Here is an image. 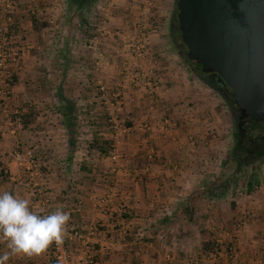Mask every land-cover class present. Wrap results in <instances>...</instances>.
<instances>
[{
    "label": "crops",
    "instance_id": "crops-1",
    "mask_svg": "<svg viewBox=\"0 0 264 264\" xmlns=\"http://www.w3.org/2000/svg\"><path fill=\"white\" fill-rule=\"evenodd\" d=\"M8 1L0 0V25H17L23 38L13 39L33 47L27 9L37 0H16L12 24ZM118 12L126 8L113 13L99 37L102 60L73 50L75 41L81 46L79 30L61 27L69 40L52 51V73L46 57L28 51L12 66L14 113L30 111L31 119L10 130L0 113V191L29 199L43 214L61 207L70 217L63 239L76 250L73 233L88 238L95 264H264V169L251 193L246 183L240 192H217L226 186L212 175L227 111L165 53L156 32L137 59L129 49L132 30ZM60 97L72 104L73 133ZM164 120L174 126L170 136L141 129ZM104 143L114 146L117 161L109 149L103 154ZM12 148L32 151L35 164L15 161ZM6 251L0 240V254ZM8 264H54L51 245L38 255L12 256Z\"/></svg>",
    "mask_w": 264,
    "mask_h": 264
},
{
    "label": "rangeland",
    "instance_id": "rangeland-1",
    "mask_svg": "<svg viewBox=\"0 0 264 264\" xmlns=\"http://www.w3.org/2000/svg\"><path fill=\"white\" fill-rule=\"evenodd\" d=\"M148 1L151 6L149 16L147 19H145L141 15V10L144 6L145 0H97L88 9H84L80 12L74 10L68 0H37L36 7L30 6L27 9L29 21L34 23L31 30V33L32 31L34 32L32 35L34 39V46L30 48H27V44L25 47L22 46V44H19L23 38V36H21L23 33H20L18 29H15L17 25L14 24L11 26L12 29L10 30H8L9 27H2L0 25V113H3L4 117L6 118L5 121H8L7 127L10 130L22 128L21 123L16 121L19 113H14V111H18V109L16 108L17 106H14L16 100L12 91V86L15 82L12 66L18 62L19 58L22 56V53H24V51H28L30 55H40L41 59L46 57L44 65H46V67L49 69V73H52V51H56V45L58 49L62 42L64 46L67 43V40L69 39L68 37H64V35H62L63 29L61 27H68V31L69 29L76 28L79 30L78 34H80L77 40L80 41L81 46L75 41L76 45L73 48V50H76L77 53H81L83 49H85V51L90 54H95V52L104 54L103 50H101L102 48L99 46L100 41H98L97 48L94 53L87 49V45L94 38L99 40V37L102 34L100 28L105 27L107 30L108 27L106 25L108 19L113 18V13L119 11V9L126 8V13L121 14L118 12V14L116 13L115 16L119 15L120 17L121 15L126 26H130L132 30L131 34H133V38L131 39L130 43H132L134 37H138L139 31L144 33L146 42L149 36L148 34H150L151 31L156 32L158 37L163 41L162 43L165 53L168 52L170 56L175 57L178 60L180 66L186 69V72L192 73L191 68L186 64L181 54L184 52L180 46L176 31V21L173 15L175 0H172V3L167 2L169 3L168 5L166 4V0ZM8 2L10 5V9L8 10L11 11V14L7 15V17L9 16L11 18V22L8 23L12 24V16L14 15L12 13L19 0L18 2L16 0H9ZM30 4L32 3L29 2L26 5ZM13 35H20L21 39L15 40L13 39ZM13 58L15 61L11 60ZM191 76H195L194 73H192ZM50 79L52 81V76ZM6 84H8V86H6ZM202 85L204 84L202 83ZM211 93L212 97L220 103L221 107H223V112L226 113V107L222 99L216 93ZM108 103L110 105L115 104V99H109ZM32 112L37 113L36 111ZM222 132L225 133L223 134L225 138H222L221 136V143L216 145L217 156L215 157L214 162L215 169L218 172L217 174H213L212 177L213 180L217 181V183L226 184L227 189L225 190V193L230 190L229 188H238L240 192V188L247 182L248 174L251 172V170L250 167H247L239 173H235V166L229 158L230 147L232 145L230 127L227 126V128H225V125L223 124ZM204 149L205 146L201 148V151L203 152ZM12 150H15L12 153L15 161L16 155H18V162H22L24 160V163L26 162L25 153L30 150H24L23 153H21L18 148H12ZM109 151H111V148H109ZM254 168L257 171L256 179L258 183H260L261 177L263 176H261V173L264 169V160L254 163ZM217 192L220 193V191ZM230 193H232L231 195H237L235 190L231 191Z\"/></svg>",
    "mask_w": 264,
    "mask_h": 264
},
{
    "label": "water",
    "instance_id": "water-1",
    "mask_svg": "<svg viewBox=\"0 0 264 264\" xmlns=\"http://www.w3.org/2000/svg\"><path fill=\"white\" fill-rule=\"evenodd\" d=\"M192 69L228 95L240 118L264 122V0H175Z\"/></svg>",
    "mask_w": 264,
    "mask_h": 264
},
{
    "label": "clouds",
    "instance_id": "clouds-1",
    "mask_svg": "<svg viewBox=\"0 0 264 264\" xmlns=\"http://www.w3.org/2000/svg\"><path fill=\"white\" fill-rule=\"evenodd\" d=\"M69 214L57 207L43 214L32 209L30 200L0 191V240L8 251L0 254V264L12 256L38 255L51 244L63 242Z\"/></svg>",
    "mask_w": 264,
    "mask_h": 264
},
{
    "label": "built area",
    "instance_id": "built-area-1",
    "mask_svg": "<svg viewBox=\"0 0 264 264\" xmlns=\"http://www.w3.org/2000/svg\"><path fill=\"white\" fill-rule=\"evenodd\" d=\"M150 3L148 0H145L144 6L142 7L141 10V15L147 19L149 16L150 12ZM10 9V7L8 8ZM7 22H11V18H7ZM100 30L102 33L106 30L105 27H101ZM146 38L144 37V33L140 32L138 33V37H134L132 43L130 44L131 46L129 47L131 51L133 52L134 56L137 59H143L144 57V51H145V46H146ZM98 44V40L94 38L91 40L88 45L87 49L90 50L92 53L96 51ZM96 55V60L99 61L100 59L102 60L103 54L100 52H95ZM12 61H15V59H11ZM10 82V81H9ZM8 86V84H6ZM103 91V89H101ZM112 106L114 104H111ZM19 122V119L16 120ZM174 127L169 120H164L161 124L159 125H144L141 129L143 132H152L155 129L161 132L164 135H171V129ZM114 146H111V157L110 159L115 162L118 159L117 154L114 151ZM26 160L28 161L29 164H35V160L33 158V154L31 151H27L25 153ZM16 161H19V156L16 155ZM107 202V198L101 200V204H104ZM73 236L75 237L76 240V250H73L70 245V238L67 240L63 239V242L59 245L53 243L51 244V254L53 257L54 264H95V257H94V251L92 248V245L90 244L88 238L82 237L78 233H73ZM229 252L231 251V247L228 248Z\"/></svg>",
    "mask_w": 264,
    "mask_h": 264
},
{
    "label": "flooded vegetation",
    "instance_id": "flooded-vegetation-1",
    "mask_svg": "<svg viewBox=\"0 0 264 264\" xmlns=\"http://www.w3.org/2000/svg\"><path fill=\"white\" fill-rule=\"evenodd\" d=\"M97 0H68L72 8L88 9ZM182 49V47H181ZM183 51V50H182ZM192 73L196 78L216 93L223 101L229 117V127L231 132V142L229 158L234 151L249 152L258 155L264 150V122H256L250 118L241 119L238 109L230 102L228 95L223 88L215 83L211 78L205 77L194 70ZM249 160V159H247Z\"/></svg>",
    "mask_w": 264,
    "mask_h": 264
},
{
    "label": "trees",
    "instance_id": "trees-1",
    "mask_svg": "<svg viewBox=\"0 0 264 264\" xmlns=\"http://www.w3.org/2000/svg\"><path fill=\"white\" fill-rule=\"evenodd\" d=\"M74 10H77L80 12L83 9L79 7V8H75ZM10 29H11V27L8 28V30H10ZM181 54H182L183 59L186 62V64L191 68V70H193L191 65L189 64V62L186 60L185 54L184 53H181ZM59 99H60V101L64 102V105H65L60 110L61 116H62V118L65 119V124H66V127L68 129V132L73 133L74 132V124H73L74 123V115H73V110H72V104L69 101L65 100L63 97H60ZM17 119H19V122L21 123V125L23 127H25L29 123L28 121L31 119V112L28 111L25 114H19L17 116L16 120ZM73 144H74V142L71 139H69L68 145H70L72 147ZM104 145H105V147H104L105 153H103V152L102 153L106 154V151H108L109 148H107L106 143H104ZM247 159H249V160H247ZM262 160H264V150L258 155L250 154L249 152L246 153L243 151L240 152V151L236 150V151H234V154L232 155V157L230 159V161L235 166V169H234L235 173H239L243 169L250 167L251 172L248 174V180L246 182V190L248 193L253 192L259 186V183L256 179L257 171L254 168V163L260 162ZM219 188L220 189H218V191H220V193H224L225 190L227 189L226 186L223 187L222 185H220ZM212 244L213 243H211V242H206L204 247H206V249L209 251L213 250L211 247Z\"/></svg>",
    "mask_w": 264,
    "mask_h": 264
}]
</instances>
